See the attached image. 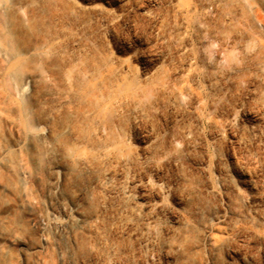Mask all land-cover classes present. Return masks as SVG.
<instances>
[{
    "label": "rangeland",
    "instance_id": "1",
    "mask_svg": "<svg viewBox=\"0 0 264 264\" xmlns=\"http://www.w3.org/2000/svg\"><path fill=\"white\" fill-rule=\"evenodd\" d=\"M11 1L0 0L2 63L20 49L18 26L31 17L40 21L37 39L54 28L43 4L11 16L1 8ZM74 1L109 12L110 21H92L110 51L138 71L161 67L180 100L151 130L130 131V161L109 192L100 171L66 169L90 149L83 141L71 150L61 133L73 106L58 97L35 105L26 73L0 76V264H264V0ZM178 4L193 8L199 38L188 15L178 29ZM55 42L61 51L73 45L66 36ZM49 61L42 54L41 67ZM183 125L194 131L188 144L171 135ZM23 138L26 146L16 145ZM126 181L140 187L129 198ZM126 218L131 225L115 233Z\"/></svg>",
    "mask_w": 264,
    "mask_h": 264
},
{
    "label": "bare ground",
    "instance_id": "2",
    "mask_svg": "<svg viewBox=\"0 0 264 264\" xmlns=\"http://www.w3.org/2000/svg\"><path fill=\"white\" fill-rule=\"evenodd\" d=\"M38 2L43 4L42 12L47 14L48 22L54 25L53 31L47 39L40 36L41 40L37 39L40 25L37 16L31 17L27 27L18 26L20 49L6 63L0 60V76L12 71L26 73L36 91L35 105L43 97L68 101L73 111L61 133L71 136V150L83 141L90 144V149L73 155L68 162L69 169H66L74 174L98 170L101 186L106 191H115L118 186H113L111 182L123 177L124 166L130 161L123 153L127 135L141 128L151 130L155 117L175 110L181 92L162 78L161 67L138 71L127 58L110 51L98 25L92 21L93 17L111 20L109 12L103 8L82 5L74 0H13L4 2L1 8L12 16L18 15L21 7L38 6ZM176 13L179 17L178 29L186 25L185 15H188L192 19L195 36L199 38L201 22L193 18V8L178 4ZM63 18L78 26L83 38L66 29ZM152 21L159 31V44L162 45L165 41L164 20L156 15ZM180 35L176 37L179 49L185 45V39ZM65 36L73 45L69 50L61 51L60 43L55 41ZM42 44L44 50H40ZM42 54L50 56L49 63L44 67H41ZM189 55V52L184 54L186 59ZM194 77L192 73L191 78ZM2 101L4 99L0 95ZM3 124L0 119V127ZM192 133L194 131L190 126L183 125L176 127L171 135L175 141L188 144ZM25 144V138L16 143L21 147ZM129 168L133 172L136 169L134 166ZM180 178L184 179V175L180 174ZM127 183L129 190L122 195L129 198L130 192L140 187L133 181ZM130 225V219L126 218L113 231L123 234Z\"/></svg>",
    "mask_w": 264,
    "mask_h": 264
}]
</instances>
